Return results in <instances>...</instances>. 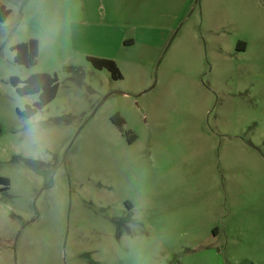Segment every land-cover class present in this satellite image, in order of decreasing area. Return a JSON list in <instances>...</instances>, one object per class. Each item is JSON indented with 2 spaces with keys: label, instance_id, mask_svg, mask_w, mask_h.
<instances>
[{
  "label": "rangeland",
  "instance_id": "374dc122",
  "mask_svg": "<svg viewBox=\"0 0 264 264\" xmlns=\"http://www.w3.org/2000/svg\"><path fill=\"white\" fill-rule=\"evenodd\" d=\"M0 3V264H264V0H148L121 45L77 0ZM41 72L25 119L10 78Z\"/></svg>",
  "mask_w": 264,
  "mask_h": 264
},
{
  "label": "trees",
  "instance_id": "16d2710c",
  "mask_svg": "<svg viewBox=\"0 0 264 264\" xmlns=\"http://www.w3.org/2000/svg\"><path fill=\"white\" fill-rule=\"evenodd\" d=\"M9 14L10 11L0 3V22H4ZM11 51L14 52L13 61L17 65L31 67L37 63L38 45L36 40L17 44L11 48ZM87 61L96 70H107L112 79H121L119 69L112 60L87 57ZM10 84L15 88L19 96L38 95V101L32 106H26L22 111L17 110L18 115L25 119L32 118L38 111L53 101L58 92V79L56 75H50L48 73L34 74L24 81H21L17 77H12L10 78ZM122 125L123 121L120 119L118 121V127ZM0 186L1 191L8 190V179L0 177Z\"/></svg>",
  "mask_w": 264,
  "mask_h": 264
},
{
  "label": "crops",
  "instance_id": "0c3cea01",
  "mask_svg": "<svg viewBox=\"0 0 264 264\" xmlns=\"http://www.w3.org/2000/svg\"><path fill=\"white\" fill-rule=\"evenodd\" d=\"M67 0H65L66 2ZM148 0H77V17L83 18V22H78L80 37L90 31L106 33L110 38L108 42L121 45L126 35L133 33H143L147 26L142 19L145 13L146 2ZM84 42L87 37L81 38ZM88 43V42H86ZM244 47L239 48L243 51ZM107 58L106 56H98ZM111 59V58H109ZM42 73V72H41ZM218 236H214V239Z\"/></svg>",
  "mask_w": 264,
  "mask_h": 264
},
{
  "label": "clouds",
  "instance_id": "9594fccd",
  "mask_svg": "<svg viewBox=\"0 0 264 264\" xmlns=\"http://www.w3.org/2000/svg\"><path fill=\"white\" fill-rule=\"evenodd\" d=\"M34 131V128H30L29 129V133L31 134V132ZM128 238H126L127 240ZM139 243V238H137L136 240H129V246L132 247L133 249L136 248V245ZM142 255V250H136L135 251V258H136V264H140V257Z\"/></svg>",
  "mask_w": 264,
  "mask_h": 264
}]
</instances>
